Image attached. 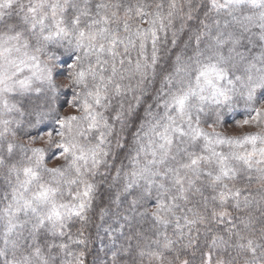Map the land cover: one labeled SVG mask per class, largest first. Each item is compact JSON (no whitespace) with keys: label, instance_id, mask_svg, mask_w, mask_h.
Instances as JSON below:
<instances>
[{"label":"rangeland","instance_id":"1","mask_svg":"<svg viewBox=\"0 0 264 264\" xmlns=\"http://www.w3.org/2000/svg\"><path fill=\"white\" fill-rule=\"evenodd\" d=\"M15 1L0 0V23L10 17L7 6ZM21 2L25 20L0 28V264H49L45 236L67 240L61 254L65 264H75L70 246L77 237L70 226L83 217L103 230L98 235L103 245L121 232L140 202L164 229L189 223L184 230L195 225L198 231V217L187 219L182 210L193 195L201 198L208 189L220 197L240 192L243 177L262 190L264 46L260 60L243 72L227 55L207 58L195 75L186 70L183 82L165 97L163 120L143 134L127 163L106 154L123 150L122 139L136 126L124 106L139 117L144 95L138 91L134 102L123 101L105 123L99 110L111 102L105 92L112 85L108 73L115 70L116 58L141 43L152 42L153 60L163 53L158 48L165 34L162 14L174 0ZM58 51L66 54L61 59L72 55L67 65L60 64ZM165 80L171 84L169 76ZM144 86L151 92L152 86ZM44 91L58 101L33 99ZM117 136L121 139L115 142ZM11 151L25 160L12 164ZM119 177L113 202L117 216L108 217L106 207L92 210L97 187ZM247 194V199L261 196ZM142 248L148 264H169L152 246ZM249 249L238 257L263 261L261 248L254 245L250 255Z\"/></svg>","mask_w":264,"mask_h":264},{"label":"trees","instance_id":"2","mask_svg":"<svg viewBox=\"0 0 264 264\" xmlns=\"http://www.w3.org/2000/svg\"><path fill=\"white\" fill-rule=\"evenodd\" d=\"M21 1L17 0L7 6L10 17L1 18L0 28L8 27V24L16 27L24 19L23 15L27 9ZM263 2L241 0L229 4L225 0H174V7H166L162 14L166 21L165 34L158 45L163 53L153 60L149 56L152 42L149 41L150 46L147 42L141 43L133 53L116 58L115 70L108 73L112 85L105 92L111 102L110 105L106 102L99 110L105 123L109 124L113 119L111 114L116 115L123 101L134 102L138 91L139 94L143 93L144 98L140 102L139 117L136 111L133 116L131 106L125 104L123 110L132 116L131 121L136 123V126L133 124L127 131V136L122 139L123 150H120V154H106L107 158L114 155L120 161L130 162L143 134L163 120L165 97L169 98L174 84L179 86L183 82L186 70H193L195 75L197 67L207 58L212 59L220 55H227L231 65L241 72L245 67H250L260 60L259 52L264 46ZM230 12L236 13L237 16L227 18ZM55 54L63 66L67 65L72 56L68 54L67 58L61 59L66 55L65 52L58 51ZM155 71L159 74L157 78ZM166 76L170 77L171 84L165 82ZM144 85L152 86L151 92H146L147 87ZM263 91L264 89L261 93H264ZM33 99L38 100V103L49 100L50 105L58 101L49 93ZM29 103L26 102L28 107L33 108ZM120 139L117 136L114 141ZM15 144L17 149L19 145L17 142ZM128 149L132 150L128 152ZM13 154L12 157L6 155L12 164L25 160L23 154ZM100 179L98 180L101 181ZM245 179L248 178L243 177L244 182L238 179L241 183L237 185L243 186L240 192L220 197L208 189L200 192L201 198L195 197L196 195L189 198L183 205V214H187V219L188 215L198 217L197 220L202 225V229L198 231H193L196 229L195 225L191 231L184 230L189 223H184L182 227L164 229L152 210L143 202L135 208L133 217L128 214V222L124 224L121 232L115 233L116 237L112 236L106 243L102 241L105 245L98 239L103 230L99 231L98 226L90 223L91 217L77 219L76 223L70 226L77 237L75 242L70 241L71 249L77 254L74 262L148 264L149 255L145 256L142 251L143 245H148L155 249L153 253L162 254L169 264H264V258L263 261H247L238 257L248 251V247L250 255L254 245L261 248L258 251L261 250L264 254V185L261 190L257 188L255 181L249 179V182H246ZM122 180L123 178L119 177L115 183L109 181L105 182L106 186L97 187L99 192L91 204V209L106 207L107 213H110L108 217H116L113 202L119 197L117 188ZM247 193H260L261 196L254 202L253 198L247 199ZM138 216L142 220L140 224ZM92 234L94 235L91 236ZM45 237V247L49 249V256L46 257L49 258V264H65L66 259H63L61 253L67 240L61 243L59 240Z\"/></svg>","mask_w":264,"mask_h":264}]
</instances>
